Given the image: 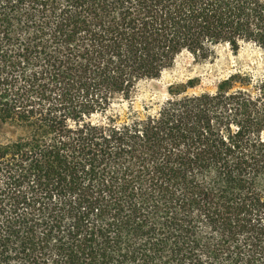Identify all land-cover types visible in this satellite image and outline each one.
Here are the masks:
<instances>
[{"label":"trees","instance_id":"16d2710c","mask_svg":"<svg viewBox=\"0 0 264 264\" xmlns=\"http://www.w3.org/2000/svg\"><path fill=\"white\" fill-rule=\"evenodd\" d=\"M244 44L264 0H0V264H264V86L132 104Z\"/></svg>","mask_w":264,"mask_h":264},{"label":"rangeland","instance_id":"374dc122","mask_svg":"<svg viewBox=\"0 0 264 264\" xmlns=\"http://www.w3.org/2000/svg\"><path fill=\"white\" fill-rule=\"evenodd\" d=\"M246 77L245 89L257 93L264 86V49L253 44H244L235 53L226 47H219L216 53L208 59H198L189 53H183L174 65L156 80L145 81L133 98V107L143 110L145 106L157 109L161 102L169 96V87L185 84L189 80H198L194 92L215 93L218 84L232 75ZM129 103L124 102V109ZM11 137L8 128L0 127V141Z\"/></svg>","mask_w":264,"mask_h":264}]
</instances>
